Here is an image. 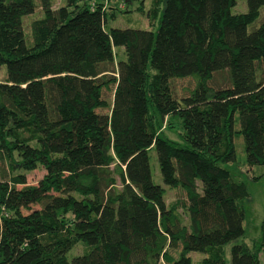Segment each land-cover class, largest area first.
<instances>
[{
    "label": "trees",
    "instance_id": "trees-1",
    "mask_svg": "<svg viewBox=\"0 0 264 264\" xmlns=\"http://www.w3.org/2000/svg\"><path fill=\"white\" fill-rule=\"evenodd\" d=\"M234 4L151 0L152 31L106 29L98 1L38 0L28 43L35 1L0 0V156L45 170L35 185L0 179V264H226L230 242L227 264L264 258V220L254 249L237 242L248 191L221 166L236 162L237 136L245 165H264V0ZM188 77L195 86L174 95L170 81ZM166 117L180 120L181 143L159 134ZM151 149L182 200L166 204L152 181Z\"/></svg>",
    "mask_w": 264,
    "mask_h": 264
},
{
    "label": "rangeland",
    "instance_id": "rangeland-1",
    "mask_svg": "<svg viewBox=\"0 0 264 264\" xmlns=\"http://www.w3.org/2000/svg\"><path fill=\"white\" fill-rule=\"evenodd\" d=\"M35 1V8L31 14L26 15L23 18V29L26 41L30 42L29 24L32 19L42 15L40 8H38V0ZM95 1L101 2L102 7L106 12L105 28H137V29H150L156 31L159 25V16L153 21L149 22L146 17V11L149 7L151 0H88L90 6L95 5ZM63 4V0H52L53 7H58ZM246 10V0H235V4L230 8L232 14L242 13ZM263 17V10L258 18L248 25V29L257 26ZM115 61L124 59V51L122 47H114ZM6 69L5 65H0V81H5ZM172 92L176 96H183L188 94L189 91L195 86L194 78L172 79L170 81ZM108 94V93H107ZM109 96V94H108ZM159 134L163 137L169 138L177 143H181L179 134L181 132L180 120L178 118L166 117L159 122ZM28 136V134H23ZM28 143L34 145V140L29 139ZM236 150V162L233 163H221L222 167L227 168L230 171L232 178L236 181H242L245 183L248 191V197L238 200L244 213L243 228L244 235L237 240V242H243L249 247L254 249L261 240V222L264 220V165H253L250 168L244 163V150L241 136H237L234 140ZM19 161V155L16 151L12 152L11 159L0 156V179L6 178L9 175L22 173L25 175L26 184L35 185L39 179L45 173L42 166L37 165L32 170L21 169L17 162ZM149 165L151 170L152 181L155 184L160 185L164 189L163 198L166 204H170L175 200H182V191L177 188H169L163 184L159 168L156 161L154 149L149 152ZM255 177V178H254ZM20 187V185H17ZM38 208V205L32 204L30 209ZM24 212H28L24 210ZM184 222L187 223L186 217ZM232 242L223 246L224 258L226 264L229 261V247ZM84 247L81 243L75 244L68 252L67 258L81 254ZM173 256L177 255V251H171ZM192 262H196L203 257V254L199 252H190ZM258 264H263V253L259 252ZM160 264H164L160 262Z\"/></svg>",
    "mask_w": 264,
    "mask_h": 264
}]
</instances>
